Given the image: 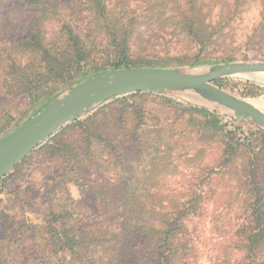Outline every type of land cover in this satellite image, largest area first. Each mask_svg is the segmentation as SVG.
<instances>
[{"label":"trees","instance_id":"obj_1","mask_svg":"<svg viewBox=\"0 0 264 264\" xmlns=\"http://www.w3.org/2000/svg\"><path fill=\"white\" fill-rule=\"evenodd\" d=\"M9 1H18L27 8L28 32L0 49L1 91L6 96L26 97L31 103L41 101L45 104L59 88H69L94 74L143 67L144 62L132 47V40L138 35L135 30L140 27L167 32L193 45L198 52L195 63L234 61L231 57L212 58L209 54L213 47L223 42L222 31L229 16L235 15L249 0H0ZM255 1L259 5L255 33L264 34V0ZM218 5L225 13L213 22L212 13ZM230 81L220 80L214 84ZM243 85L261 91L249 82ZM248 95L257 94L250 91ZM144 96L148 94L136 93L103 105L84 120L67 126L49 143L32 151L28 158L39 154L53 166L81 165L99 172L104 164L114 167L120 160L116 146L119 135L128 136L144 124L145 110L141 101ZM188 111L202 117L195 123L196 136L213 132L223 137L221 168L233 162L235 152L245 147L252 150L253 143L229 137L205 109L189 107ZM136 118L133 128L129 124ZM1 126L0 123V134ZM69 130L78 132L76 140L64 138ZM261 137L264 139V135ZM14 169L17 171L18 167ZM76 172L69 169L52 179L49 192L54 193L66 182L81 185ZM5 180H0V186ZM129 180L131 185L127 179L117 180L123 186V193L113 194L110 190L108 193V189L104 192L101 187L94 190H99L95 199L99 214H103L104 227L99 232L88 226L81 231L66 210L49 209L42 215L39 225L31 224L26 228L29 225L26 220L18 223L21 232L18 236L25 229L32 235L39 234L31 246L36 255L41 254L34 263L41 264L42 260L47 264L185 263L190 242L187 223L189 218L195 217L191 207L194 200L181 202L178 198L167 208L154 205L148 199L141 202L136 191L130 190L132 183L134 186L138 180ZM248 212L246 224L237 233L243 264H264L263 199L256 197ZM11 239L13 242V235ZM0 247L2 251L6 247L2 241ZM9 260L12 258L0 254V264H9Z\"/></svg>","mask_w":264,"mask_h":264},{"label":"rangeland","instance_id":"obj_2","mask_svg":"<svg viewBox=\"0 0 264 264\" xmlns=\"http://www.w3.org/2000/svg\"><path fill=\"white\" fill-rule=\"evenodd\" d=\"M222 13L225 11L218 5L212 13V21ZM28 17V10L22 3L0 2L1 50L26 35ZM258 21V2L249 0L240 11L229 16L222 31L223 42L213 47L209 56L231 57L234 60L231 62H264V34L255 33ZM135 33L138 35L132 40V47L144 62L143 67L188 69L221 63H195L194 58L198 55L196 47L167 32L140 27ZM223 80L231 81L228 84H213L257 107L264 106V84L245 77ZM243 82H249L261 91L257 92L250 85L245 87ZM71 87L59 88L45 104L41 101L31 103L26 97L6 96L0 87V123L3 127L0 141ZM250 91L257 95L250 97ZM133 94L136 93L113 98L103 105L130 98ZM142 94H148L141 98L145 110L144 124L128 136L119 135L116 146L120 160L114 167L104 164L100 172L81 165L57 167L39 154H33L16 166L17 171L13 169L4 177L6 180L0 186V241L6 247L3 251L0 247V254L12 258L9 264H35V258L41 255L40 252L36 255L37 252L31 248L32 241L39 234L35 232L32 235L24 228L23 234L18 236L17 233H21L18 223L26 220L29 223L26 228L31 224L39 225L42 215L49 209L57 212L66 210L81 231L88 226L92 231L99 232L104 227L103 214H99L98 200L95 199L99 190H94L101 187L104 192L108 189V193L109 190L113 194L123 193V186L117 180L127 179L128 185H131L129 178L138 180L136 185L132 183L130 190L136 191L141 202L148 199L154 205L167 208L178 198L181 202L194 200L191 207L195 217L189 218L187 223L190 242L186 262L178 261L177 264H243L237 233L246 224L248 210L255 198L261 197L264 201V139L261 137L264 130L217 107L196 105L182 95ZM103 105L61 128L33 151ZM189 107L205 109L229 137L253 143L252 150L245 147L235 152L233 162L221 168L223 137L213 132L196 136L195 123L202 117L192 115ZM137 120L130 121L129 125L134 128ZM158 130L160 133L157 134ZM77 136L76 130H69L64 138L74 141ZM69 169L77 171L81 185L66 182L54 193L49 192V187L53 185L51 180ZM73 178L76 179L75 175ZM17 239L21 240L15 242ZM41 264H47L46 260H42Z\"/></svg>","mask_w":264,"mask_h":264},{"label":"water","instance_id":"obj_3","mask_svg":"<svg viewBox=\"0 0 264 264\" xmlns=\"http://www.w3.org/2000/svg\"><path fill=\"white\" fill-rule=\"evenodd\" d=\"M245 77L264 84V62H230L188 69L128 67L107 70L75 84L0 141V180L61 128L113 98L130 93L182 95L214 106L264 130V112L213 83Z\"/></svg>","mask_w":264,"mask_h":264},{"label":"bare ground","instance_id":"obj_4","mask_svg":"<svg viewBox=\"0 0 264 264\" xmlns=\"http://www.w3.org/2000/svg\"><path fill=\"white\" fill-rule=\"evenodd\" d=\"M257 109H259V110H261V111H263L264 112V106H259V107H257L256 105H254Z\"/></svg>","mask_w":264,"mask_h":264}]
</instances>
